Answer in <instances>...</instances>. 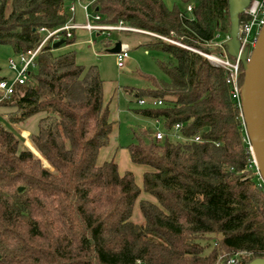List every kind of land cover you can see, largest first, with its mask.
<instances>
[{
  "label": "trees",
  "instance_id": "trees-1",
  "mask_svg": "<svg viewBox=\"0 0 264 264\" xmlns=\"http://www.w3.org/2000/svg\"><path fill=\"white\" fill-rule=\"evenodd\" d=\"M69 1L0 0V44L17 54L34 49L41 27L70 19ZM180 1L185 8L164 0H98L95 9L105 23L123 21L217 52L209 43L230 33L229 0ZM144 34L151 38L148 49L170 59L158 60L168 79L149 75L150 85L137 90L139 98L162 104L137 111L162 122L164 136L134 130L127 149L135 164L150 167L143 190L156 201L139 199L134 173H121L115 158L98 162L113 122L97 65L80 64L74 50L56 53L59 47L48 42L30 83L0 102L13 109L8 119L15 123L44 112L31 141L50 165L0 123V264H228L231 258L251 264L264 258V191L225 70L197 51ZM244 75L240 63L241 86ZM137 202L142 222L132 219Z\"/></svg>",
  "mask_w": 264,
  "mask_h": 264
},
{
  "label": "rangeland",
  "instance_id": "rangeland-1",
  "mask_svg": "<svg viewBox=\"0 0 264 264\" xmlns=\"http://www.w3.org/2000/svg\"><path fill=\"white\" fill-rule=\"evenodd\" d=\"M164 1L169 7L178 4L181 8H185V4L181 3L180 0ZM90 14L92 17V12ZM74 21L80 24L86 22L84 10L80 6H77ZM253 34H256V30ZM90 38H92L93 43L88 42ZM150 39L148 35L136 31H94L90 35L88 31L77 30L75 43L68 45L63 43L55 52L74 50L80 64L87 67L97 65L104 80V98L105 102L109 104L113 122L110 142L102 148L98 162L102 163L115 158L121 173L126 170L134 173L136 182L142 189L139 199L146 198L156 201L153 196L143 190V173L150 167L135 164L130 159L127 149V145L133 141L134 130H163L162 122L137 111L150 106L149 103L141 104L138 101L139 95L137 93V90L150 85L149 75L158 79H168L159 67L158 60L168 61L170 59L169 54L161 49H148L144 44ZM117 42H121L123 47L129 48V56L126 58L123 67L118 66L116 54L109 51ZM9 58L18 59V54L10 45L0 44V76L14 78L16 72L10 69ZM36 71L37 69L34 68V72ZM127 89H131L132 92ZM144 98L151 102L149 97L145 96ZM11 111H13L11 107L0 106V123L22 140L23 148H30L41 158L44 166L50 167L47 160L34 148L31 141L32 134L38 131L39 120L45 115L44 112L36 113L23 122L15 123L8 119ZM132 219L135 222L143 221L138 202L135 204Z\"/></svg>",
  "mask_w": 264,
  "mask_h": 264
},
{
  "label": "built area",
  "instance_id": "built-area-1",
  "mask_svg": "<svg viewBox=\"0 0 264 264\" xmlns=\"http://www.w3.org/2000/svg\"><path fill=\"white\" fill-rule=\"evenodd\" d=\"M97 1L98 0H70L68 4V11L71 13V17L65 24L53 29L41 27L39 31L43 34V38L37 47L27 52L18 53V59L9 58V67L11 70L16 72V75L14 78H0V102L3 99L10 98L15 93L18 84L30 83L31 71L36 66V60L38 58V55L48 42H50V44L53 46L55 42L61 39L65 40L66 38H71L74 35L75 30L84 29L90 34H93L94 31H138L153 36L161 37L174 44L197 51L206 58H208V60H210V62L213 63L215 66H219L225 70L226 80L231 87L232 97L242 107V86L240 85L241 61L239 60V58H232L228 53L226 42L230 38V34L222 35L217 33L215 38L209 43V45L216 46L219 48V50L217 52L208 53L187 46L179 40L161 36L153 32L130 27L126 25L123 21H119L115 24L105 23L102 21V14L95 9V4ZM77 6H80L84 10V15L86 19L85 23L80 24L74 21ZM191 8L192 6L189 5L188 10H191ZM90 12H92V17ZM242 14H244V17L242 20L240 19L238 34L240 47L241 50L249 48V51L251 52L253 47L255 46L258 34L262 26L264 25V0H251L250 4ZM255 30L256 34L254 35L253 32ZM92 41V38H90L89 43H93ZM115 54L117 57L118 66L123 67L125 65L126 58L129 56V48L127 46H122L121 50ZM150 99L151 102H148L147 99L144 97L139 98L138 101L144 105L149 103L150 106H157L162 104L161 99ZM179 127L180 124H177L176 128L178 129ZM155 136L157 139H161L164 136V132L162 130H157L155 131ZM195 140H199V137H196ZM259 185L264 191V180L261 178V176L259 178ZM235 263L236 258H231L228 261V264Z\"/></svg>",
  "mask_w": 264,
  "mask_h": 264
},
{
  "label": "water",
  "instance_id": "water-1",
  "mask_svg": "<svg viewBox=\"0 0 264 264\" xmlns=\"http://www.w3.org/2000/svg\"><path fill=\"white\" fill-rule=\"evenodd\" d=\"M250 2L251 0H229L231 28L226 46L228 53L239 58L244 66L242 115L257 170L264 180V25L251 52L249 48L241 50L238 38L240 14ZM63 43L64 39H61L53 47L58 48ZM121 47V42H117L109 51L117 53ZM22 189L23 187H19V190ZM251 264H264V258H256Z\"/></svg>",
  "mask_w": 264,
  "mask_h": 264
},
{
  "label": "crops",
  "instance_id": "crops-1",
  "mask_svg": "<svg viewBox=\"0 0 264 264\" xmlns=\"http://www.w3.org/2000/svg\"><path fill=\"white\" fill-rule=\"evenodd\" d=\"M82 9V8H81ZM77 30H84V29H77ZM77 30H75L74 31V36H75V38H76V31ZM84 31H86V30H84ZM136 32H138V31H136ZM89 33V32H88ZM140 33H143V32H140ZM90 34V33H89ZM90 35H92V34H90ZM88 42H89V39H88ZM73 43H75V41L73 42ZM72 44V43H71ZM158 130H161V129H158ZM157 131V130H156Z\"/></svg>",
  "mask_w": 264,
  "mask_h": 264
}]
</instances>
